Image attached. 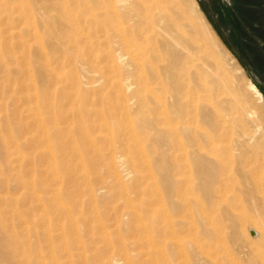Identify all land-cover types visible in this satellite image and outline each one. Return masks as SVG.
I'll list each match as a JSON object with an SVG mask.
<instances>
[{
    "label": "bare ground",
    "instance_id": "6f19581e",
    "mask_svg": "<svg viewBox=\"0 0 264 264\" xmlns=\"http://www.w3.org/2000/svg\"><path fill=\"white\" fill-rule=\"evenodd\" d=\"M34 1L48 7L45 0ZM49 1L55 5L53 0ZM60 2L59 22H77V16L70 13L69 0ZM33 4V0H0V161L8 159L7 170L0 164V184L6 188L5 193H0V203L7 205L0 208V240L4 239L0 250L6 253L0 256V264H187L193 259L194 263L203 264L207 248L219 240L223 230L235 231L240 225L237 196L258 219L244 230L245 238L249 240L248 230H254L259 238V225L264 226V151L258 140L264 137V127L257 122V110L264 109L263 94L247 79L244 89L249 101L233 73H243L242 67L234 68L220 51L217 54L209 51L211 45L201 44L195 37L193 33L202 34L210 44H220L225 49L196 0H117L113 2L112 12L125 11L130 22L128 30L119 33L120 43L126 48L119 58L127 59L134 67L139 76L136 84L148 92L140 108L149 109L152 103L155 107L154 121H144L141 125L164 127L158 137L163 150L156 161L160 189L157 188V198L149 201L158 205V240L148 235L147 230L146 254L140 248L141 238L119 241L123 246L140 245L133 254L126 250L119 254L114 250L113 233L105 229L103 238L107 247L113 249L108 259H91L86 252L75 258L69 248L62 257L52 250L50 256L40 250L33 254L29 236L33 224L31 208L28 205L20 212L14 205L17 198L8 194L10 186L22 189L21 194L29 204L56 197L59 209L72 222L71 231L77 230L71 209L60 201L62 188H55L53 195L45 197L47 193L34 191L35 180L26 178L36 160L48 158L53 180H61L56 150L64 148L50 137L48 75L54 74L58 82L70 80L67 73L50 68L47 49L50 43L46 46L48 32L55 34L51 36L62 44L67 35L52 32L48 17L42 16V26L37 25ZM115 26L109 21L106 32L115 34ZM69 38L75 40V34ZM9 104L13 107V117L21 122L19 135L9 130V125L1 128L4 118L10 121L9 114H2ZM84 136L90 138L87 131ZM141 148L140 152L144 153V147ZM73 154H80L79 147L73 148ZM18 160L26 164L24 173L23 165L16 164ZM113 168L118 172L122 167L115 162ZM117 182L121 186L124 183L120 177ZM132 202L126 204L135 218L131 222H139L135 232H142L146 225L137 209L145 203L141 200L136 207ZM215 211L221 212V221L213 217L215 214L212 216ZM15 222L23 228L20 233L26 237L24 242L19 241ZM101 223L104 227V222ZM62 236L66 240L65 233ZM79 239L77 243L83 245ZM251 264H264V256L252 259Z\"/></svg>",
    "mask_w": 264,
    "mask_h": 264
},
{
    "label": "rangeland",
    "instance_id": "374dc122",
    "mask_svg": "<svg viewBox=\"0 0 264 264\" xmlns=\"http://www.w3.org/2000/svg\"><path fill=\"white\" fill-rule=\"evenodd\" d=\"M114 1L117 0H69L70 13L77 16V22L64 23L58 19L60 0H53L55 5H50V1L45 0L44 3L46 2L48 7L33 0L37 25L42 26V18L48 17L52 32L58 31L64 34V37L67 35L62 44L61 40L56 42V37L51 36L55 34L51 32L50 35L48 32L46 46L50 43L47 47L50 53V68L56 72L67 73L72 81L58 82L54 74L48 75L50 137L54 143L60 142L64 148L60 149L61 151L59 148L56 150L61 180L58 182L53 180L48 158L36 160L26 178H33L34 191L40 194L47 193L45 197L53 195L54 189L60 186L62 200H59L71 209L72 219L77 223V230L72 232L70 227L72 222L59 209L56 197L41 203L29 204L21 194L22 189L16 185L10 186L8 194L17 198L18 201L14 205L20 212L25 211L28 205L31 208L33 224L29 236L33 254L40 250L45 256H50L53 251L55 255L62 257L69 250L75 258L86 252L91 259H108L113 249L107 247V242L103 238L105 229L113 233L114 250L119 254H123L125 250L133 254L140 246L138 244L123 246L124 243L119 241L131 242L141 238L140 248L146 254L149 248L148 235H154V240H158V205L149 201L157 198L160 189L156 161L163 150L158 137L161 131H164V127L153 125L144 128L141 125L144 121H154L155 107L152 103L149 109L140 108L145 101L144 95L148 92L136 84L139 76L134 67L127 59L119 58L126 53V48L120 43L119 33L127 31L130 22L125 11L112 12ZM196 1L225 49L220 44L215 46L210 44L202 34L193 33L192 28L191 33L201 41V44L205 42L211 45L209 51L216 54L217 50L220 51L231 66L236 69L238 66L242 67L243 73L235 71L233 73L249 101L250 97L244 89L247 79L255 83L264 96V0ZM247 3L249 4L246 5ZM242 8L248 9L250 18H245ZM254 18L259 22L256 23ZM109 21L116 25L115 34L112 32L110 35L106 32ZM75 26L78 27L77 30ZM73 34L75 40L69 38ZM12 110L13 107L9 104L2 112L9 114L10 121L7 122L4 118L1 128L9 125V130L19 135L22 131L21 122L13 117ZM257 122L264 127V109L257 110ZM105 124L109 127L106 128ZM84 131L89 133L90 138L84 136ZM258 141L263 145L264 151V137ZM75 146L79 147L82 156L73 154ZM141 147H144L146 154L140 152ZM7 161L8 159L0 161L5 170ZM115 162L117 166L122 167L118 172L113 168ZM16 164L23 165L24 173L26 164L20 161ZM128 172L130 176L125 175ZM119 177L124 181L125 188L118 184ZM90 189L94 193H91ZM5 192L6 188H2L0 184V193ZM239 198L237 196L235 201L237 212L242 217L240 225L235 231L223 230L219 240L213 241L207 248L208 255L203 258L205 259L203 264H251L252 259L264 256V226L259 225V238L253 237L250 230L249 240L245 238L244 230L253 226L258 219L247 204L240 203ZM141 200L145 204L137 211L142 214V222L145 223L146 229L135 232L139 222H131L135 221V218L129 213L126 204L133 201L132 204L137 207ZM4 207L7 205L0 203V208ZM211 214L212 216L215 214L213 216L215 219L222 220L220 211ZM101 222H104V227ZM15 223L16 230L20 233L23 228ZM62 232L65 233L66 240H63ZM77 239L83 242L84 247L77 243ZM25 240L26 237L20 233L19 241ZM65 241L69 244L65 245ZM3 242L4 239H1L0 245ZM5 254L0 250V256ZM154 260L157 262L158 257L156 256ZM191 262L187 264H201L199 261L194 263V259Z\"/></svg>",
    "mask_w": 264,
    "mask_h": 264
},
{
    "label": "trees",
    "instance_id": "16d2710c",
    "mask_svg": "<svg viewBox=\"0 0 264 264\" xmlns=\"http://www.w3.org/2000/svg\"><path fill=\"white\" fill-rule=\"evenodd\" d=\"M248 4H249V3H247L246 5H248ZM242 10H243V11H242L243 14L246 15L245 18H246V19L250 18V17H249V11H248V9H246V8H242ZM253 20H254L256 23L259 22L256 18H254Z\"/></svg>",
    "mask_w": 264,
    "mask_h": 264
},
{
    "label": "water",
    "instance_id": "95a60500",
    "mask_svg": "<svg viewBox=\"0 0 264 264\" xmlns=\"http://www.w3.org/2000/svg\"><path fill=\"white\" fill-rule=\"evenodd\" d=\"M250 234H251L253 237H255V236L257 235V233H256L254 230H251V231H250Z\"/></svg>",
    "mask_w": 264,
    "mask_h": 264
}]
</instances>
